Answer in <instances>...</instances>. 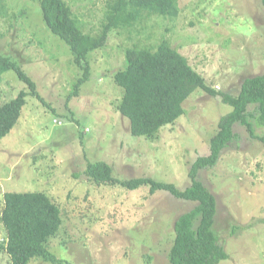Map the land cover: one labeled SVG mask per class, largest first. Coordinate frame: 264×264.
<instances>
[{
  "label": "rangeland",
  "instance_id": "rangeland-1",
  "mask_svg": "<svg viewBox=\"0 0 264 264\" xmlns=\"http://www.w3.org/2000/svg\"><path fill=\"white\" fill-rule=\"evenodd\" d=\"M66 1L84 31L97 33L108 0ZM3 5L0 50L17 58L44 103L29 95L17 125L0 139V197L45 191L62 216L48 247L69 264H171L175 222L197 203L163 190L153 194L149 186L97 185L85 174L86 164L107 161L121 179L153 177L185 189L192 184V164L210 153L221 117L233 108L221 96L197 89L175 123L150 138L135 136L119 111L123 90L113 75L125 68L126 48L135 41L145 45L167 38L212 88L238 94L246 77L264 73L262 1L179 0L175 19L153 16L131 38L114 30L104 47L90 53L91 77L72 97L82 70L69 45L45 24L39 0ZM25 87L15 70L6 71L0 102ZM249 120L255 136L237 123L236 138L217 164L199 173L216 196L214 227L230 255L219 264H264V124L255 116ZM2 209L0 204V216ZM5 237L0 221V244ZM0 264H10L1 247ZM30 264L53 263L34 258Z\"/></svg>",
  "mask_w": 264,
  "mask_h": 264
},
{
  "label": "trees",
  "instance_id": "trees-1",
  "mask_svg": "<svg viewBox=\"0 0 264 264\" xmlns=\"http://www.w3.org/2000/svg\"><path fill=\"white\" fill-rule=\"evenodd\" d=\"M264 5V0H261ZM4 0H0L2 14ZM43 20L49 30L70 47L75 64L83 75L69 97L78 95L79 88L91 77L89 55L104 47L114 30L123 29L132 37L145 21L153 16L175 19L180 12L179 0H108L104 20L97 33L85 32L73 8L66 0H39ZM138 27V28H137ZM15 57L0 50V80L8 70H15L26 84L24 89L0 102V139L17 125L29 95L38 97L37 83ZM122 88L119 111L129 120L131 134L153 137L161 127L175 123L184 113L183 103L197 90L222 97L232 111L220 119L219 130L210 140V153L199 156L189 170L192 184L185 189L172 182L153 177L121 179L113 175L107 161H88L84 170L97 185L120 184L136 190L149 186L151 193L167 191L174 197L195 201L197 205L175 222V239L170 250L171 264H219L230 258L219 243L215 230L217 199L199 177L201 169L217 164L222 153L236 138L237 123L246 125L255 136V116L264 124V73L246 77L235 95L218 92L189 62L187 56L174 48L167 38L155 44L141 45L135 41L126 48V66L113 75ZM253 105L254 111L250 110ZM57 122V120L55 119ZM257 136V135H256ZM264 142V137H260ZM0 221L6 237L0 247L9 255L10 264H30L40 258L53 264H69L53 253L48 243L60 231L62 216L59 206L45 191H9L2 198Z\"/></svg>",
  "mask_w": 264,
  "mask_h": 264
},
{
  "label": "clouds",
  "instance_id": "clouds-1",
  "mask_svg": "<svg viewBox=\"0 0 264 264\" xmlns=\"http://www.w3.org/2000/svg\"><path fill=\"white\" fill-rule=\"evenodd\" d=\"M61 120H57V122H60Z\"/></svg>",
  "mask_w": 264,
  "mask_h": 264
}]
</instances>
